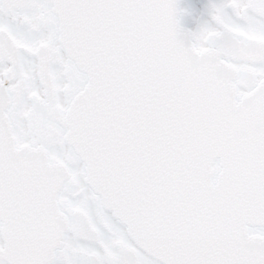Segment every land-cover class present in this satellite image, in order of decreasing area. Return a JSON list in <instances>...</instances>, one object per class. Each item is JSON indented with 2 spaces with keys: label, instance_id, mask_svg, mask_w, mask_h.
Returning a JSON list of instances; mask_svg holds the SVG:
<instances>
[{
  "label": "snow or ice",
  "instance_id": "1",
  "mask_svg": "<svg viewBox=\"0 0 264 264\" xmlns=\"http://www.w3.org/2000/svg\"><path fill=\"white\" fill-rule=\"evenodd\" d=\"M0 264H264V0H0Z\"/></svg>",
  "mask_w": 264,
  "mask_h": 264
},
{
  "label": "flooded vegetation",
  "instance_id": "2",
  "mask_svg": "<svg viewBox=\"0 0 264 264\" xmlns=\"http://www.w3.org/2000/svg\"><path fill=\"white\" fill-rule=\"evenodd\" d=\"M208 3V0H180L181 7L190 8L194 13H199L204 10V6ZM188 27H195L191 21L187 24Z\"/></svg>",
  "mask_w": 264,
  "mask_h": 264
}]
</instances>
